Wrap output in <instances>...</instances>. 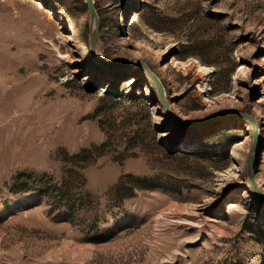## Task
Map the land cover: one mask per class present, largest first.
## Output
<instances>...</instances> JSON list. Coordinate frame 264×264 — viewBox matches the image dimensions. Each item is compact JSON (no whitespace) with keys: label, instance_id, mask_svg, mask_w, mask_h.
<instances>
[{"label":"rangeland","instance_id":"rangeland-1","mask_svg":"<svg viewBox=\"0 0 264 264\" xmlns=\"http://www.w3.org/2000/svg\"><path fill=\"white\" fill-rule=\"evenodd\" d=\"M95 7L93 53L85 0H0V264H264L252 123L181 128L131 67L187 124L252 116L264 191V0Z\"/></svg>","mask_w":264,"mask_h":264},{"label":"water","instance_id":"water-1","mask_svg":"<svg viewBox=\"0 0 264 264\" xmlns=\"http://www.w3.org/2000/svg\"><path fill=\"white\" fill-rule=\"evenodd\" d=\"M85 1L88 4L89 12L91 14L92 19L95 20V30L91 36V49H92V52L95 53L96 52V44H97V41H99V35H98L99 18H98L97 12H96L95 0H85ZM94 59L100 66L107 67L111 71H122L124 69L130 68V67H117V66L109 65L106 62H104V59L98 58L96 56V54L94 55ZM134 66L141 67L146 72V74L151 78L153 84L155 85V87L159 91V94L162 98V102H163V104H164V106L168 112L169 117L171 118V120L173 121L174 124L180 126L181 128H187L190 131H194V130L198 131V130H201V129L207 127L208 125L214 123L215 121H218V120H221L224 118H229V117L230 118L238 117L241 119L248 120L249 122L252 123L253 132H254V144H253V147H252L250 154L248 156V162H247L249 185H250L251 191L259 199L264 200V191L258 186V184L254 178V154H255V150H256V146H257V142H258V124H257L256 120L252 116L242 114L240 112L226 111V112L215 113V114L209 116L204 122L187 124L186 122L180 120L178 118V116L172 111L170 104H169V102L165 96L166 94H165L164 86L162 85L159 77L150 69L149 65L143 61H134L132 63L131 67H134Z\"/></svg>","mask_w":264,"mask_h":264},{"label":"bare ground","instance_id":"bare-ground-1","mask_svg":"<svg viewBox=\"0 0 264 264\" xmlns=\"http://www.w3.org/2000/svg\"><path fill=\"white\" fill-rule=\"evenodd\" d=\"M41 4H43V2ZM137 19H138V13H135L133 20H137ZM1 95H3V94H0V97H1ZM8 100L11 101L10 104H11V106H13L14 102L12 100L15 101V98H14V96H12V94L10 95V97L7 98L6 101H8ZM1 118L0 119H1V121H2L3 124L0 126V141L2 142L3 140H5V139H7V138H9V137L12 136V135H10L8 133H9L10 130H13V126L15 124H14L13 118L12 117H9L8 115H5V114L3 115L2 114L1 115Z\"/></svg>","mask_w":264,"mask_h":264},{"label":"trees","instance_id":"trees-1","mask_svg":"<svg viewBox=\"0 0 264 264\" xmlns=\"http://www.w3.org/2000/svg\"><path fill=\"white\" fill-rule=\"evenodd\" d=\"M148 25H149L150 27H152V28H155L154 24H152V23H149V22H148Z\"/></svg>","mask_w":264,"mask_h":264}]
</instances>
